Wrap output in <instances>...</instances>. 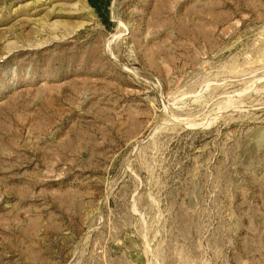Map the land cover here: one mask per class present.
<instances>
[{"label": "rangeland", "instance_id": "374dc122", "mask_svg": "<svg viewBox=\"0 0 264 264\" xmlns=\"http://www.w3.org/2000/svg\"><path fill=\"white\" fill-rule=\"evenodd\" d=\"M0 264H264V0H0Z\"/></svg>", "mask_w": 264, "mask_h": 264}]
</instances>
